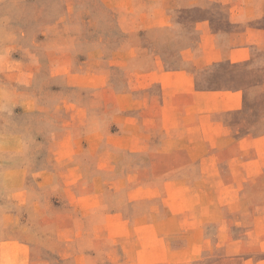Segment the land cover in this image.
<instances>
[{
	"label": "rangeland",
	"instance_id": "obj_1",
	"mask_svg": "<svg viewBox=\"0 0 264 264\" xmlns=\"http://www.w3.org/2000/svg\"><path fill=\"white\" fill-rule=\"evenodd\" d=\"M0 264H264V0H0Z\"/></svg>",
	"mask_w": 264,
	"mask_h": 264
}]
</instances>
